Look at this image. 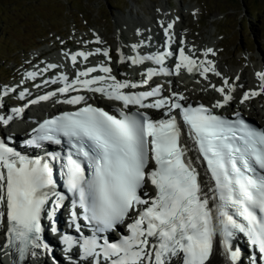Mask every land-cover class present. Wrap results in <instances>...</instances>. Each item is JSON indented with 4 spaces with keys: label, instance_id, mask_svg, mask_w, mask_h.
I'll use <instances>...</instances> for the list:
<instances>
[{
    "label": "snow or ice",
    "instance_id": "1",
    "mask_svg": "<svg viewBox=\"0 0 264 264\" xmlns=\"http://www.w3.org/2000/svg\"><path fill=\"white\" fill-rule=\"evenodd\" d=\"M171 27L165 29L166 35ZM96 43H101L99 38ZM138 47L132 45L133 51ZM209 54L216 55L212 48L202 53L205 58ZM95 55L111 60L109 51L101 48L65 53L73 67L78 57L88 61ZM171 57L176 75L182 71L204 79L209 72L221 75L212 60L187 54L184 47L147 55L121 53L120 63L150 61L159 67L146 68L141 73L145 78L133 82L117 79L102 61L77 70L71 80L67 74L45 80L63 86L31 101L60 94L65 98L58 103L82 105L45 119L27 141L35 146L42 141L66 143V151L52 154L50 160L31 159L0 140V228L6 229L4 246L18 253L21 261L35 256L40 247L46 205L51 201L47 210L51 220L68 198L55 191L54 173L73 197L71 217L77 231L76 208L92 228L91 235L82 234L79 240L66 235L62 241L67 249L78 244L93 264H208L217 237L235 264L239 250H233L230 242L236 232L245 234L264 260V129L246 122L239 112L232 119L214 111L233 99L234 87L227 78L221 87L211 85L222 99L210 106L182 103L187 97L178 92L165 96L162 86L132 91L148 85L154 76L172 75L163 66ZM57 67L48 64L43 71ZM37 75L27 73L33 80ZM256 77L259 90L245 92L241 103L264 92V72ZM7 91L14 89L5 95ZM81 91L101 94L122 107L113 114L87 103L84 95H68ZM24 95L21 92L20 98ZM130 106L162 110V118L131 112ZM12 111L19 114L23 109ZM11 119L0 116L4 124ZM120 226L127 234L121 232L115 240L103 235L119 231Z\"/></svg>",
    "mask_w": 264,
    "mask_h": 264
},
{
    "label": "rangeland",
    "instance_id": "2",
    "mask_svg": "<svg viewBox=\"0 0 264 264\" xmlns=\"http://www.w3.org/2000/svg\"><path fill=\"white\" fill-rule=\"evenodd\" d=\"M168 1L167 6L171 8L180 5L194 8L187 10L191 39L197 40L211 31L216 50L227 64L245 66L252 72L256 61L264 62V0ZM155 2L157 0H0V97L7 101L5 108L23 101L18 91H7L5 95L6 90L27 80V87L46 80V76L37 75V81H30L27 73L32 68L45 66L46 60L62 64L64 59L59 55L64 49L98 44V31L107 39L101 42L114 50L116 19L131 20L136 18L135 13L150 16ZM116 55L113 53L114 60ZM127 67L123 63L122 69ZM242 260L240 264H256L246 256Z\"/></svg>",
    "mask_w": 264,
    "mask_h": 264
},
{
    "label": "bare ground",
    "instance_id": "3",
    "mask_svg": "<svg viewBox=\"0 0 264 264\" xmlns=\"http://www.w3.org/2000/svg\"><path fill=\"white\" fill-rule=\"evenodd\" d=\"M169 5L168 0H157L153 5V11L150 16H141L135 13L136 18L133 17L131 20L118 18L116 21L118 25L116 26V39H115V49L106 45L105 42L98 44H86L82 47H76L74 49H64L60 53V59L64 60L62 64H57L54 60H46L47 64L41 68H32L30 72H37L39 76H46V80L56 79L61 74H67L69 79L74 78V74L77 70H82L86 67H92L99 65L102 61L111 65L113 69L112 74L117 77L119 80H129L133 82H139L145 77L141 73L145 72V69L148 67L158 68V65L150 61H146L143 65H132L130 61L125 62L128 67L122 69L123 63L119 62V56L123 53L124 56H135L137 54L147 55L153 54L161 49L165 43H170L171 50H176L179 47H184L187 54L195 53L196 58L198 59H208L212 60L216 66L217 71L221 73L220 76L209 72L208 79H204L198 73L189 74L186 71H182L180 75L174 74V57L166 58L164 67L173 71L172 75H157L149 81L148 85L143 87H149L155 84H162V91L165 95H170L172 92L182 93L187 97L186 101H204L208 104H213L217 100H221L222 97L220 93L216 92L211 85L223 86V80L228 79L229 84L234 87L231 95L233 99L223 107V109L228 110L231 108L233 111H239L255 120H261L264 118V92L260 95L251 97L248 100H245L241 103L243 94L252 90H259V80L256 77L257 72H264V62L256 61L253 64L252 72L249 71L245 66H234L226 63L224 59L220 57L219 51L216 50L217 44L211 37V31H206L205 35L201 36L197 40H193L192 35L188 32L187 10H194L190 5L188 6H178L172 7ZM139 20V21H138ZM171 24L172 27L168 29L167 35L165 34V29ZM114 30V31H115ZM169 37L171 40L169 41ZM98 38L100 41H106L107 39L102 36V33L98 31ZM107 42V41H106ZM183 42V43H181ZM132 45H139V47L133 51ZM96 48L106 49L109 51L111 60L108 61L107 58L102 55H95L89 57L88 61H84L82 57H78V63L76 67H73L71 61L68 57L65 56V53H74L77 51L85 52H95ZM212 48L216 55L211 54L205 58L202 53L208 49ZM113 53H116L117 59H113ZM252 58V57H251ZM249 58V60H252ZM48 64L58 65L55 69H50L48 71H43L46 69ZM61 66V67H59ZM101 73H93L92 75H97ZM36 77L32 81H37ZM28 81V80H27ZM27 81L16 84L14 87L13 93L18 91L19 93L24 92V97L27 99H22L21 103L18 105L5 108L7 101L3 96L0 97V104L2 105V110L0 109V116L5 118L11 116L12 119L9 120L7 124L0 122V135L5 133L12 134L11 132L14 129L15 121L22 116L25 120V125H34L36 121L42 117L48 116V114L59 112L63 109H69L70 107L63 103H58V100H63L64 95L58 94L55 97L50 98L47 101H39L38 103H31L33 100H37L38 97L42 96L49 89L61 86L62 84H45L44 81H39L37 85L39 87L25 86ZM23 87V89H20ZM9 88L8 90H10ZM227 92L228 89L226 88ZM23 97V98H24ZM86 99L89 101H96L102 104H113V106H118L117 102L108 100L106 97L98 93H89L86 94ZM26 103L23 108V104ZM22 108L23 111L19 114L13 112V109ZM152 112L162 111L156 109H149ZM45 216V214L43 215ZM57 230L56 232L47 230V224H45V230L41 233V240L39 241L40 247L35 249L36 255L30 257L26 264H91L89 258L81 257L78 252H74L70 249L63 250L62 244L57 237L63 233L67 226L62 224V221H66L68 218V213H66L63 207L60 208V211L57 212ZM45 222L44 218L42 220ZM0 233H4V229L0 228ZM240 247H243L244 250H247L248 243L245 241H240ZM1 247V245H0ZM249 250H247L248 252ZM250 252V251H249ZM249 253H245L247 255ZM242 251L239 250V258L235 264L243 263L242 260ZM253 256V255H252ZM74 258V259H73ZM262 263L256 257V264ZM208 264H232V261L228 258H217V256H212Z\"/></svg>",
    "mask_w": 264,
    "mask_h": 264
}]
</instances>
